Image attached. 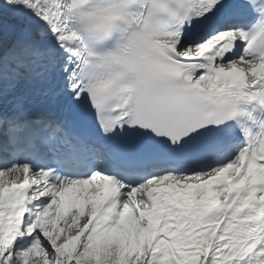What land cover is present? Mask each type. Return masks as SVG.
<instances>
[{"label":"snow or ice","instance_id":"snow-or-ice-1","mask_svg":"<svg viewBox=\"0 0 264 264\" xmlns=\"http://www.w3.org/2000/svg\"><path fill=\"white\" fill-rule=\"evenodd\" d=\"M0 264H264V0H0Z\"/></svg>","mask_w":264,"mask_h":264}]
</instances>
